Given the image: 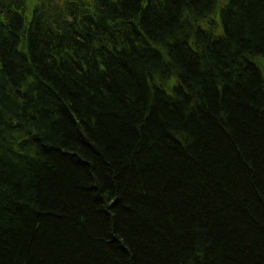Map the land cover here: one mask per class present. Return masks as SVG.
I'll return each mask as SVG.
<instances>
[{
  "label": "trees",
  "instance_id": "1",
  "mask_svg": "<svg viewBox=\"0 0 264 264\" xmlns=\"http://www.w3.org/2000/svg\"><path fill=\"white\" fill-rule=\"evenodd\" d=\"M0 264H264V0H0Z\"/></svg>",
  "mask_w": 264,
  "mask_h": 264
}]
</instances>
